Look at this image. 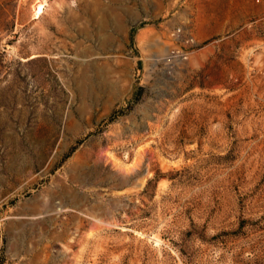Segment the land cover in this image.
I'll use <instances>...</instances> for the list:
<instances>
[{
	"label": "rangeland",
	"instance_id": "1",
	"mask_svg": "<svg viewBox=\"0 0 264 264\" xmlns=\"http://www.w3.org/2000/svg\"><path fill=\"white\" fill-rule=\"evenodd\" d=\"M169 6L0 0V264H264V0Z\"/></svg>",
	"mask_w": 264,
	"mask_h": 264
},
{
	"label": "crops",
	"instance_id": "2",
	"mask_svg": "<svg viewBox=\"0 0 264 264\" xmlns=\"http://www.w3.org/2000/svg\"><path fill=\"white\" fill-rule=\"evenodd\" d=\"M169 3L170 0H81L83 26L87 28V22L90 27L91 21L94 31L98 27V32L108 34L142 24L133 35L136 40L145 29L161 25L163 30L170 28Z\"/></svg>",
	"mask_w": 264,
	"mask_h": 264
},
{
	"label": "bare ground",
	"instance_id": "3",
	"mask_svg": "<svg viewBox=\"0 0 264 264\" xmlns=\"http://www.w3.org/2000/svg\"><path fill=\"white\" fill-rule=\"evenodd\" d=\"M37 10H38L37 13H40L41 12L40 7H38Z\"/></svg>",
	"mask_w": 264,
	"mask_h": 264
}]
</instances>
